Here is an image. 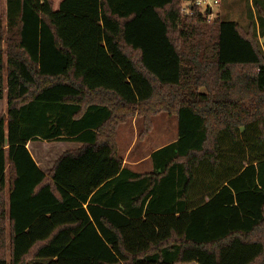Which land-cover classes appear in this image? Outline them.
Wrapping results in <instances>:
<instances>
[{"label":"trees","instance_id":"1","mask_svg":"<svg viewBox=\"0 0 264 264\" xmlns=\"http://www.w3.org/2000/svg\"><path fill=\"white\" fill-rule=\"evenodd\" d=\"M185 1L6 0L0 264H264V0L247 29ZM160 113L127 167L119 127ZM34 140L82 146L47 174Z\"/></svg>","mask_w":264,"mask_h":264},{"label":"rangeland","instance_id":"2","mask_svg":"<svg viewBox=\"0 0 264 264\" xmlns=\"http://www.w3.org/2000/svg\"><path fill=\"white\" fill-rule=\"evenodd\" d=\"M6 0H0V16L5 18ZM221 18L222 20H230L238 22L243 28L247 29L255 19H257V8L254 0H220L219 4L213 5V15L211 18ZM256 21V20H255ZM252 22V23H251ZM255 23V22H254ZM257 29V25H256ZM261 47L264 49V38H259ZM7 110L6 98L0 99V114L5 113ZM121 127L118 135V145L124 160H135L144 157V155L151 153L157 147L165 145L177 138L178 136V121L176 116H169L166 113H160L153 118V128L150 133L143 139L135 140V135L132 131L139 134L141 128V121L136 118L135 127L131 121L125 123ZM129 128V129H128ZM132 128V129H131ZM136 128V130H135ZM130 131L129 139L128 134L124 136V130ZM131 137L133 139H131ZM82 144L76 141L69 140H34L28 144L34 159L41 166V168L49 173V170L54 165L55 160L67 150H75L81 147ZM133 148L131 151L130 149ZM130 153L128 154L127 152ZM142 162L140 169L147 170L148 163ZM188 264V263H178Z\"/></svg>","mask_w":264,"mask_h":264},{"label":"crops","instance_id":"3","mask_svg":"<svg viewBox=\"0 0 264 264\" xmlns=\"http://www.w3.org/2000/svg\"><path fill=\"white\" fill-rule=\"evenodd\" d=\"M131 121V123H132V125H133V127H135V124H136V118H134V119H132V120H130ZM121 127H126L127 128V126H124V124H122L120 127H119V129H118V133H119V131H120V129H121ZM129 129V128H128ZM132 129V128H131ZM135 130H136V128H135ZM133 132V134L135 135V140H136V138L138 137L137 136V134L135 133V131H132ZM125 134H128V139L130 138L129 137V134H130V131L128 130L127 131V129H125L124 130V136H125ZM119 135V134H118ZM139 135V134H138ZM131 139H133L132 137H131ZM138 139V138H137ZM175 139H176V137H175ZM174 139V140H175ZM163 146V145H162ZM159 147H161V146H159ZM159 147H157V149L159 148ZM133 148H131L130 149V151L132 150ZM156 150V149H155ZM130 151L129 152H127L128 154L130 153ZM151 153H152V151H151ZM151 153H148V154H146V155H144V157H142V158H139V159H135V160H130V161H127V159H125V165L127 166V167H129V168H131V169H133V170H137V171H150L151 169H152V164L149 162L148 163V167H147V170H143V169H140L139 167H137L138 165H140L142 162H144V161H146V162H148L149 160H150V154ZM37 162V161H36ZM38 164V163H37ZM39 165V164H38ZM39 167L41 168V166L39 165ZM45 173H47V171L45 170V169H43V168H41ZM84 206H86V204L84 205ZM176 264H178V263H176ZM188 264H197L196 262H190V263H188Z\"/></svg>","mask_w":264,"mask_h":264},{"label":"built area","instance_id":"4","mask_svg":"<svg viewBox=\"0 0 264 264\" xmlns=\"http://www.w3.org/2000/svg\"><path fill=\"white\" fill-rule=\"evenodd\" d=\"M219 3H220V0H206V2L203 4H198L197 0H186L184 2L182 11L185 15H191L193 11V7H199V8H202L203 10L210 8V11L212 13L208 15V18L212 19L211 17L213 15V5L219 4Z\"/></svg>","mask_w":264,"mask_h":264},{"label":"clouds","instance_id":"5","mask_svg":"<svg viewBox=\"0 0 264 264\" xmlns=\"http://www.w3.org/2000/svg\"><path fill=\"white\" fill-rule=\"evenodd\" d=\"M206 2V0H197V3L198 4H203V3H205Z\"/></svg>","mask_w":264,"mask_h":264}]
</instances>
